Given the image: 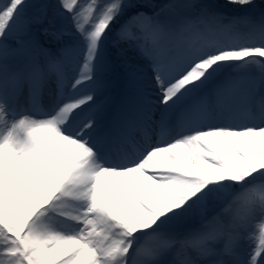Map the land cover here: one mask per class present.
Masks as SVG:
<instances>
[{
	"label": "snow or ice",
	"instance_id": "obj_1",
	"mask_svg": "<svg viewBox=\"0 0 264 264\" xmlns=\"http://www.w3.org/2000/svg\"><path fill=\"white\" fill-rule=\"evenodd\" d=\"M0 264H264V0H2Z\"/></svg>",
	"mask_w": 264,
	"mask_h": 264
},
{
	"label": "rangeland",
	"instance_id": "obj_2",
	"mask_svg": "<svg viewBox=\"0 0 264 264\" xmlns=\"http://www.w3.org/2000/svg\"><path fill=\"white\" fill-rule=\"evenodd\" d=\"M205 1H208V2H205ZM156 2L157 3H163L164 0H156ZM204 2L208 3L210 5H217V6H222L224 4V0H204ZM259 3H260V0H257V4H259ZM229 7H232V6H229ZM221 10H223V9H221ZM44 26H48V25L45 24ZM57 26L59 27V25H57ZM65 38L70 39V37H67V36ZM65 40H67V39H65ZM241 243H242L243 248L246 249L247 248V241L245 240V241H242Z\"/></svg>",
	"mask_w": 264,
	"mask_h": 264
},
{
	"label": "bare ground",
	"instance_id": "obj_3",
	"mask_svg": "<svg viewBox=\"0 0 264 264\" xmlns=\"http://www.w3.org/2000/svg\"><path fill=\"white\" fill-rule=\"evenodd\" d=\"M0 2H2V0H0ZM205 2H208V1H205ZM45 27H47V26H45ZM38 38H39L42 42H45V43H47L48 41L51 40V37H45V36H43L42 34H39V33H38ZM65 39L68 40V38H65ZM52 47L55 48V44H52ZM118 92H119V85L117 84V85H115L114 88L111 90L110 95H111V96H115Z\"/></svg>",
	"mask_w": 264,
	"mask_h": 264
}]
</instances>
